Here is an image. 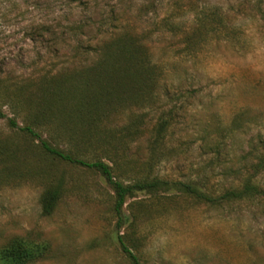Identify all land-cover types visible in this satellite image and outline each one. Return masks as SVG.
I'll return each instance as SVG.
<instances>
[{
	"label": "rangeland",
	"instance_id": "1",
	"mask_svg": "<svg viewBox=\"0 0 264 264\" xmlns=\"http://www.w3.org/2000/svg\"><path fill=\"white\" fill-rule=\"evenodd\" d=\"M219 5L223 23L188 44L195 12L205 7L219 13ZM113 7L150 46L159 80L141 105L116 104L103 122L119 130L136 119L138 133L113 143L99 139L80 156L90 161L116 152L122 176L138 175L150 154V127L171 115L150 171L202 180L213 193L238 184L236 168L255 160L246 153L250 141L259 148L255 153H264V0H0V109L20 125L30 123V107L18 103L17 89L32 96L49 77L75 87L94 55L77 50L80 30L72 22ZM96 28H85L82 40L94 39ZM203 124L213 125L212 136L224 147L219 160L199 140ZM37 129L65 147L66 137ZM0 141L19 148L14 166L0 163V246L23 237L50 248L29 264H131L117 238L125 232L141 264H264V197L208 206L172 189L136 193L122 208L127 221L118 229L114 192L97 171L44 154L37 140L11 129L6 119H0ZM58 180L63 194L44 215L40 194ZM259 181L264 187V174Z\"/></svg>",
	"mask_w": 264,
	"mask_h": 264
},
{
	"label": "trees",
	"instance_id": "2",
	"mask_svg": "<svg viewBox=\"0 0 264 264\" xmlns=\"http://www.w3.org/2000/svg\"><path fill=\"white\" fill-rule=\"evenodd\" d=\"M221 8L219 5V13H210L205 7L195 12L187 29L188 44L196 33L214 32L212 25L223 23L225 13ZM170 19L172 18H165L164 22H171ZM72 23L74 30H80L74 39L77 50L82 51V54L94 55L92 64L85 67L86 71L78 73L76 86H67V81H63L60 77L57 79L49 77L32 96L24 95V90L19 88L16 90L18 93L14 94L19 98L18 103L26 102L29 105L31 122L20 125L14 117H7L1 109L0 119H6L11 129L24 133L32 140H37V145L44 154L97 171L114 192L113 210L117 217L118 229L127 221L122 208L127 199L136 193L153 195L172 189L177 190L181 196L208 206L254 201L264 197V187L259 181L260 176L264 174V153L257 154L259 148L252 147L253 140L250 141V148L246 153L255 154V160L249 165L237 167V172L242 174L239 183L229 185L219 193L208 190L202 180L170 179L153 174L150 169L153 161L158 157V151L166 143L167 131L172 124L171 115L159 117L150 127L151 138L147 141L150 154L143 159L142 165L146 168H142L138 175L130 178L122 176L121 159L116 152L107 155L105 159L102 156L90 161L82 158L81 151H85L87 147L92 146L90 144L99 139L113 143L129 134L139 132L140 126L135 118V121L131 120L119 130L108 128L103 122L110 112L109 109L116 104L130 100L138 105L146 100V93L152 91L159 78L156 73L157 63L151 59L150 46L143 41L140 33L131 27L128 17L118 8L101 10L95 16L89 13L84 18L74 19ZM94 24L97 25L96 37L91 39L92 41L82 40L83 30ZM10 105L15 107L12 103ZM42 127L49 130L47 132L50 134L59 133L66 137L65 147L42 137L40 130L37 129ZM213 128L211 124H203L199 140L203 145L210 146L213 158L219 160V156L225 154L224 147L219 141L214 140ZM18 153L17 146L0 141V163H3L4 168L14 166L19 157ZM225 166L223 165V168ZM63 190V183L59 180L49 181L44 185L40 194L42 214L52 213ZM131 225L132 223L129 226ZM127 236L125 232V235L123 233L117 237L121 249L127 254L131 264H141L138 257L126 245L124 238ZM49 252L48 242L15 237L0 246V264H29L45 258Z\"/></svg>",
	"mask_w": 264,
	"mask_h": 264
}]
</instances>
